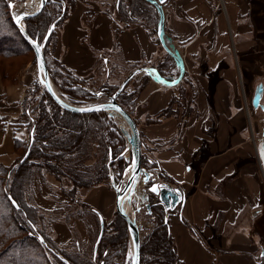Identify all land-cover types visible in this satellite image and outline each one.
<instances>
[{"label":"crops","instance_id":"1","mask_svg":"<svg viewBox=\"0 0 264 264\" xmlns=\"http://www.w3.org/2000/svg\"><path fill=\"white\" fill-rule=\"evenodd\" d=\"M74 6L59 29L55 55L77 75L91 80L101 66L128 69L126 77L135 68H153L164 54L144 25L125 26L115 1L75 0ZM164 11L184 77L177 86L151 78L133 117L149 163L157 162L185 195L169 217L178 257L182 264H264V89L260 105L253 104L257 85L264 87V0H167ZM140 74L126 85L129 90ZM254 79L261 82L248 100ZM10 94L4 107L14 114L0 111L5 166L18 159V142L26 143L32 132L28 115L15 108L20 97ZM174 97L181 98L173 104L178 114L150 121ZM82 197L105 220L114 215L116 195L107 184ZM36 203L48 212L54 208ZM55 224V241H72L57 229L62 223Z\"/></svg>","mask_w":264,"mask_h":264},{"label":"trees","instance_id":"2","mask_svg":"<svg viewBox=\"0 0 264 264\" xmlns=\"http://www.w3.org/2000/svg\"><path fill=\"white\" fill-rule=\"evenodd\" d=\"M71 1L72 4L68 3V0H56L55 2L54 0H48L46 7L54 3V11H56L57 14L54 17L50 14L48 15L45 12V7L43 13L36 17V21L32 23V29L25 26L28 34L34 39H38L39 42L42 41L48 29L55 21H57V23H63L69 17L70 12L75 7V0ZM124 1H118L117 10L119 11L118 14L121 20L125 22V26L129 23L144 25L153 37L154 42L160 45L164 50L157 36L159 12L156 7L149 0H129L128 3H124ZM69 4L70 10H68ZM146 5L156 12V17ZM4 17L5 8L4 5L0 3V25L3 24L2 27L0 26V44H8L10 48L12 45L14 47L18 46V42L20 43V41H18V36L20 37V35L12 34L8 31V25L5 23ZM152 20L155 21L154 27L152 25ZM10 23L16 29L13 16L10 17ZM165 33L167 37L170 38L169 42L172 43V36L166 32V29ZM57 61L59 63L55 61L56 66H51L46 59L47 67L56 87H58L63 94L68 96L67 99L69 103L78 105L74 102L76 96H79V94L86 99H91L94 95L93 91L96 89L93 87L88 88L90 81L77 75L59 59H57ZM176 66L173 57L165 51L158 62L153 65V68L166 80H174L176 77ZM112 71L113 69L110 68L109 71H105L107 78ZM150 79V75H144L141 79L134 81L133 90H129L126 87L119 94L117 98L118 102L130 114L133 112L134 104L140 91L147 85ZM107 81L108 79L104 80L100 85V89L105 92L106 97H109L118 89L119 85ZM182 95H184V91H182ZM180 99L181 98L174 97L170 105L160 112L155 119H150V121H157L160 117L178 114L173 104L176 103L179 105ZM26 104L30 103L28 102ZM58 107L60 106L58 105ZM33 109V112L30 111L29 107H26L25 110V114L29 117L30 131H34L33 143L29 156L26 160L22 161L30 146L31 138L27 144L24 143L22 145L18 142L20 146L19 149L24 150V152L11 166H5L0 163V264H55L53 259L56 260L57 264H101L103 259L105 260L102 256H105L106 249L101 250V252H98V249L96 252L94 250V259L92 258L91 261L81 256H76L74 259L71 258V254L68 252L61 251L63 248L59 247L53 238L50 237L48 223L43 229H38L33 219V216L38 215L40 216L39 219H44L47 215L48 218L46 222L52 223L55 220L51 219L53 215L50 213L48 214V211L35 203V205L27 204L24 196L22 198V192L26 194L30 193L31 186L34 183V173L36 172L42 174L40 176L42 179L41 181L46 183V185L49 184L45 182L43 178L46 175H50L48 171L54 174L57 172L70 178V180L73 181V187L71 188L73 192L71 194H74H70L71 196L69 195V197L73 203L81 201L79 199L80 197H76L77 188H90L102 183L104 179L102 175L106 174V163L94 170L86 168L82 164V159L88 156L89 139L95 134L99 137L103 136V121L99 126V121L93 122L91 119H88V116L84 117V114L74 113L64 109L63 113L60 115V108L53 118L45 111L43 105H39ZM35 115H37L38 118H36ZM95 116H98V113H95ZM102 117H104V114ZM95 123H98V130L100 129V132H96V129H94ZM142 144L146 146L144 141ZM110 151L113 161L121 153V150L116 151L114 146L107 149V155H109ZM30 156L37 161H31L30 163ZM145 160L149 162L147 157L143 155L142 166L147 167V163H144ZM107 161L108 159L106 158L105 162ZM126 166L127 164L122 166V170H124ZM148 167L149 170H157L158 172H156L159 177L163 179L162 181L169 183V179H167L165 173L158 167L157 162H153L152 165ZM152 195L158 197L154 193H152ZM10 197L18 204V207L14 205ZM155 202L159 203L158 198ZM157 205L158 206H154L151 209L153 226L147 238L141 244L140 264H182L177 254L174 239L171 235L170 223L169 221L165 222L164 207L161 203ZM90 209L100 220L99 212L94 208ZM79 211L83 212V210ZM118 219L120 220L118 221V225L121 227H119L116 235H111L109 239L111 240L110 245H113L114 248L113 256L120 260L125 256L127 251L128 227L124 219L120 218V215ZM182 222L188 225L184 218H182ZM190 229L195 233V230L191 226ZM104 233L101 241H103ZM63 254L68 256H66V259H68L67 261L63 259Z\"/></svg>","mask_w":264,"mask_h":264},{"label":"rangeland","instance_id":"3","mask_svg":"<svg viewBox=\"0 0 264 264\" xmlns=\"http://www.w3.org/2000/svg\"><path fill=\"white\" fill-rule=\"evenodd\" d=\"M55 1L56 0H54V2ZM113 1H115V3L117 4L118 1L120 0H113ZM128 1L129 0H125L124 3H128ZM39 2L40 0H0V3H2L5 8L4 21L8 25V29H9L8 31L12 34L20 35V37L18 36V41H20V43L18 42V46L14 47L12 45V47L10 48L8 44H5V43L0 44V111L2 113H8L9 115L14 114V113L12 114V111H11L13 109L12 107L10 108L4 107L5 102L3 101V98L8 99V97H11L10 93L15 92V91L20 97V100H18L20 103V106L18 107V109L17 107H15L19 115L22 113V115L25 116L26 107H29L30 111L33 112L34 110L33 108L39 105L40 106L43 105L45 111L50 115V117L54 118L59 108H60L59 109L60 115L63 113V108L58 107V104L54 102V99L51 97L48 90L41 82L39 72H38L37 59H36L34 48L23 37L19 29L15 26L17 29L16 30L14 26L10 23V17L13 16V14H18L21 11H32L38 7ZM71 2H72L71 0H68V3L72 4ZM70 4L68 5V10H70ZM146 6L155 15L156 12H154L153 9L149 7L148 5ZM54 9H55V4L52 3L46 7L45 12L48 15L50 14L52 15V17H54L57 14V12L54 11ZM116 11L119 13L117 8H116ZM42 13L43 11L35 17H31L25 20L24 25L26 24L25 26H28L30 29H32V23H34L36 21V17H38ZM156 16L157 14L155 15V17ZM54 23H56L57 27L51 34L46 45L44 46V53L46 54V59L48 60L51 66L55 65V61L59 63L57 61L58 57H56L55 55L56 53L55 50H56L57 41L59 40V29L63 24L62 22L57 23V21H55ZM154 23L155 21L152 20L153 27H154ZM0 26L2 27L3 24ZM44 38L42 39V41H40V43H43ZM4 49H6L7 51ZM263 62H264V59H263ZM101 64H103V61L101 62ZM104 66L106 67V65ZM263 66H264V63H263ZM105 70H106L105 68L100 66V69L98 71L93 72L94 76L91 78V80L86 77L84 78L90 81L88 88H91V87L95 88L96 90L94 92L100 93L101 97L97 98L95 94L93 93L94 95L91 99H86L84 98V96L79 94V96L78 95L76 96V100L74 102L75 104H78L77 106H90V105L108 101V97L105 96L106 95L105 92L100 89V85L106 79V76H105L106 74L104 73ZM128 71L129 70L125 68L123 70L113 69L112 73H110L109 75L110 80L108 81L112 84L114 83V84L120 85L121 82L124 80L123 77H125ZM179 72H180L179 68L177 67L175 79L178 77ZM89 74H92V73H89ZM142 75L143 76L150 75L151 78H153L151 74L147 72H142L138 76L137 80L140 79ZM259 82H261V80L259 79H254L253 81H251L249 88H248V91H249L248 100L251 97V94L253 93L255 86ZM131 88L132 86L129 87V89ZM58 91L62 95V97L69 102V100L67 99L68 96L66 94H63L59 89ZM28 102L30 104H26ZM17 112L15 113V115H18ZM95 113H98V116H95ZM102 113L104 114V117H102L103 115ZM80 114H84L83 115L84 117L88 116L89 117L88 119H91L93 122L99 121L100 122L99 126L102 124V121H103V124H102L103 136L99 137L95 134L89 139L88 141L89 153H88V156L82 159V164L86 168L96 170L97 168L105 165L106 163V166H105L106 174L102 175V177L104 178L103 180L101 178L102 183H105L108 185V187H111L110 177L112 174L115 175L117 183L119 184L124 183L126 180V178H124V172L130 163L131 153L127 152L125 154L126 156H121V155L128 145V139L131 137L130 135L132 132H131L129 125L126 122H123L122 117H120L119 115L113 116V115H110L108 112H91V113H80ZM131 114L133 116V112ZM35 117L38 118L37 115H35ZM135 121L137 122L136 119ZM94 129H96V132H100V129L98 130V123H95ZM30 138H31V135H30ZM142 139L143 137L141 133V140ZM28 141L29 140H27L25 144H27ZM112 146L116 148V151L121 150V153L118 155L117 158L114 159V161H113V158H111V151L109 152V155H107V149L112 148ZM23 152L24 150H20V155ZM145 154H146V151L144 152L143 150V155ZM32 158L33 157L30 156L29 158L30 163L31 161H37L36 159H32ZM106 158L108 159L107 162H105ZM144 163L145 164L147 163V167H148L152 165L153 162L149 163L147 160H145ZM125 164H127V166L125 167L124 170H122V166H124ZM146 170L151 173L155 181L164 182L162 181L163 179L159 177L156 171L149 170V168ZM48 173L50 175H46L43 179H45V182H47L49 185H46V183L42 182L41 181L42 179L40 178L42 174H38L36 172L34 173V180H33L34 183L31 186L32 188L30 190V193L26 194L22 192V198L24 196L26 203L29 205H35L37 204L36 201H41L47 206L53 205L54 207L49 210L50 212H47V213L48 214L50 213L51 215H53L51 219H55V220L52 223H49V222H46L48 218L47 215L44 217V219H39L40 217L39 215L33 216L35 226L38 229H43L48 223V231L50 233V237L53 238V234L55 232L54 227L57 226V224L55 223L61 222L62 227L60 226L57 229L59 231L63 230L65 233V236L73 237L72 241L69 240L68 244H66L67 242L58 243L53 238L56 244L59 245V247L63 248L61 249V251L68 252L69 254H71L70 255L71 258L75 259L76 256H81L91 261L92 258L94 259L95 244H96V241L100 233L101 224H100V220L98 216L94 212H92L90 209L93 207L90 204L86 203V200H84V198L82 197V193H84L86 189H90L92 187L77 188L76 197H80L79 199L81 201L78 203L77 202L73 203L71 201V198L69 197V195L73 192V190H71V188L73 187L72 185L73 181L70 180V178L64 176L63 174H59L57 172H55L54 174L48 171ZM150 185L151 183H149L148 185H145L142 183V181H139L137 191L133 196L132 207L137 217L138 218L144 217L143 219L144 221L141 223L142 224L141 225V242H143L147 238L150 232V229L153 226V221L150 216L151 207H150V210L146 208V202H149V201H144L142 197L146 195H148V197L150 196L151 199L149 203L155 202L158 198V197H154L152 195L153 192H150L148 190V187H150ZM143 187L147 189L146 192L142 191ZM157 204L159 203L156 202V205ZM138 209L140 210L138 211ZM79 210H83V212H80ZM114 210H115L114 215H112L113 214L112 213L111 214L112 216L108 217L107 220H105V227H104L105 233L103 232L104 238H103V241L100 240L101 242H99L97 246L98 252L99 251L101 252V250L106 249L105 256H102V258H105V260L103 259L101 264H131L132 248L129 243V234H128L127 251H126L125 256L122 257L120 260L116 259V257L113 256L114 248H113V245H110L111 240L109 239V237L113 234L116 235L119 227H121L118 225L119 224L118 221L120 220L118 219L119 215L116 211L115 206H114ZM120 218L123 219L121 216ZM107 250H108V253H107ZM66 256L63 254L62 257L64 260L67 261L68 259H66ZM53 262L57 264L55 259H53Z\"/></svg>","mask_w":264,"mask_h":264},{"label":"water","instance_id":"4","mask_svg":"<svg viewBox=\"0 0 264 264\" xmlns=\"http://www.w3.org/2000/svg\"><path fill=\"white\" fill-rule=\"evenodd\" d=\"M48 0H40L39 5L36 9L32 11H21L18 14H13V21L16 27L19 29L23 37L32 45L34 48L36 59H37V67L39 76L41 79L42 84L46 87L51 97L54 101L62 107L64 110L75 112V113H91V112H108L110 115L120 116L123 119V122H126L130 129H131V137L128 139V145L125 148L124 152L121 156H126L127 152L131 153L130 163L127 166L124 172V178H126L124 183H117L115 175L112 174L110 177L111 186L116 193V200H115V208L117 213L124 219L128 227V234H129V243L132 248V258L131 264H140L141 263V225L137 222L135 217H131L128 211L125 208L126 203L132 205L133 203V196L137 191L139 181H142L143 184L148 185L151 183L148 190L153 192L151 189L156 187V191L153 192L158 196L159 203H161L164 207V211L166 213L165 222H168L170 217V212L175 210L179 205H183L185 202V195L183 194L182 190L178 186H173L168 182H158L154 181L152 175L149 171L146 170L142 166V158H143V144L141 140V133L138 127L137 122L135 121L132 114H130L117 100L119 94L125 89L126 85L138 74L142 72H147L153 76L154 79L158 80L159 82L169 85V86H177L184 77L185 67L184 61L180 51L175 48L174 44L169 42L170 38L167 37L165 33V11H164V4L167 0H149L158 10L159 12V20L157 24V36L163 45L166 52H168L176 62L177 67L179 68V75L175 80H166L165 78L161 77L158 71L151 67H138L131 71L121 82L118 89L108 97V101L90 105V106H77L69 103L65 100L62 95L59 93L58 89L55 88L54 82L50 76L47 62L44 53V46L46 45L48 39L50 38L53 31L56 29V23H53L51 27L48 29L43 43H40L38 39H33L27 32V29L24 25L25 20L35 17L40 14L43 9L46 7ZM23 16L24 18L21 20H17V17ZM35 42V43H34ZM169 44H168V43ZM40 48V52L37 53L36 48ZM42 59L43 61V71L39 68V61ZM154 73V74H152ZM263 84L259 83L255 89L254 97H253V104L255 107L260 105V100L262 98L263 93ZM95 96L101 97L100 93H96L93 91ZM83 109V111H82ZM91 109V110H89ZM99 109V110H96ZM33 133L31 132V140L30 146L24 155L22 161L26 160L29 156L31 145L33 143ZM112 160V159H111ZM147 178V182H145ZM154 181V182H153ZM143 192H146L147 189L143 187ZM12 199V197H10ZM148 195L142 197L144 201H148ZM14 205L18 207V204L12 199ZM146 205L149 206V202H146ZM140 209H138L139 211ZM100 224L101 229L98 236V239L95 244V252L97 251L98 243L100 242L103 232H104V219L100 215ZM264 255V251H262V256Z\"/></svg>","mask_w":264,"mask_h":264},{"label":"bare ground","instance_id":"5","mask_svg":"<svg viewBox=\"0 0 264 264\" xmlns=\"http://www.w3.org/2000/svg\"><path fill=\"white\" fill-rule=\"evenodd\" d=\"M55 88H57L56 85H55ZM57 89H58V88H57ZM253 93H254V91H253ZM125 208H126V210L128 211V213L130 214L131 217H135V219L137 220L138 223L141 224V223L144 221V220H143L144 217H142V218H138V217H137V215H136V213H135V211H134L132 205L126 203Z\"/></svg>","mask_w":264,"mask_h":264},{"label":"snow or ice","instance_id":"6","mask_svg":"<svg viewBox=\"0 0 264 264\" xmlns=\"http://www.w3.org/2000/svg\"><path fill=\"white\" fill-rule=\"evenodd\" d=\"M23 18H24L23 16H20V17H17V20L19 21V20H21V19H23ZM34 43H35V42H34ZM36 51H37V53H39V52H40V48L37 47V48H36ZM39 68H40L41 71H43V61H42V59L39 61ZM89 110H91V109H89ZM96 110H99V109H96ZM82 111H83V109H82ZM145 182H147V178H146ZM151 190H152L153 192H155L157 189H156V187H153Z\"/></svg>","mask_w":264,"mask_h":264},{"label":"flooded vegetation","instance_id":"7","mask_svg":"<svg viewBox=\"0 0 264 264\" xmlns=\"http://www.w3.org/2000/svg\"><path fill=\"white\" fill-rule=\"evenodd\" d=\"M139 127V126H138ZM144 167V166H143ZM144 168H146V169H148L147 167H144ZM151 170V169H150ZM165 182V181H164ZM114 190V189H113ZM150 199H151V197L149 196V198H148V201L150 202ZM159 200V199H158ZM150 204V207H151V209H152V207H156L157 205H156V202H152V203H149ZM146 208L147 209H149V206L148 205H146ZM179 207H177L176 209H175V211L173 210L172 212H170L171 214L172 213H174V212H176L177 211V209H178ZM96 210V209H95ZM164 213H165V211H164ZM151 216V215H150ZM165 216H166V213H165ZM104 219V218H103ZM168 221H169V219H168ZM104 227H105V219H104ZM141 244H142V242H141ZM263 258V260H264V257H262Z\"/></svg>","mask_w":264,"mask_h":264},{"label":"built area","instance_id":"8","mask_svg":"<svg viewBox=\"0 0 264 264\" xmlns=\"http://www.w3.org/2000/svg\"><path fill=\"white\" fill-rule=\"evenodd\" d=\"M223 1H231V0H221V3L223 5ZM154 171H157V170H154ZM153 178V177H152ZM155 181V180H154Z\"/></svg>","mask_w":264,"mask_h":264}]
</instances>
